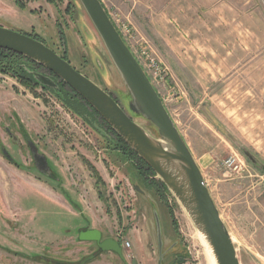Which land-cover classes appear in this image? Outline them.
Returning a JSON list of instances; mask_svg holds the SVG:
<instances>
[{
    "label": "rangeland",
    "instance_id": "rangeland-1",
    "mask_svg": "<svg viewBox=\"0 0 264 264\" xmlns=\"http://www.w3.org/2000/svg\"><path fill=\"white\" fill-rule=\"evenodd\" d=\"M100 1L188 147L209 154L205 181L240 264H264V170L224 133L264 163V0ZM0 25L35 35L158 137L154 125L128 109L126 86L78 0H0ZM38 70L59 79L43 66ZM0 79L37 100L49 131L47 137L26 131L17 116L21 100L0 80V264H157L154 207L162 264L177 258L206 264L188 213L170 190L159 198L127 155L111 149L97 111L85 108L88 115L80 118L49 91L31 90L6 73ZM19 133L48 156L47 173L32 164L24 139L12 141ZM231 157L236 166L227 164ZM9 163L47 183L58 203ZM89 227L101 238H119L122 256L107 250L100 256L94 241H80L79 232ZM78 251L80 258L69 261Z\"/></svg>",
    "mask_w": 264,
    "mask_h": 264
},
{
    "label": "water",
    "instance_id": "water-1",
    "mask_svg": "<svg viewBox=\"0 0 264 264\" xmlns=\"http://www.w3.org/2000/svg\"><path fill=\"white\" fill-rule=\"evenodd\" d=\"M78 1L126 86L129 95L128 109L154 125L158 137L149 134L109 92L77 71L42 41L0 25V48L24 55L67 83L165 183L188 213L194 226L204 235L216 264H240L231 235L204 182L202 171L147 73L121 37L101 1ZM36 76L45 85L55 84L49 76L42 73H37ZM224 133L253 164L264 170V163L244 149L227 129H224ZM29 142L36 147L31 140ZM134 187L140 191L137 185ZM152 214L158 248L157 264H162L161 227L155 207ZM78 238L80 241L97 242L98 251H113L122 256V246L118 240L113 237L101 240V233L96 228L81 230ZM92 256L89 255L86 259Z\"/></svg>",
    "mask_w": 264,
    "mask_h": 264
},
{
    "label": "trees",
    "instance_id": "trees-1",
    "mask_svg": "<svg viewBox=\"0 0 264 264\" xmlns=\"http://www.w3.org/2000/svg\"><path fill=\"white\" fill-rule=\"evenodd\" d=\"M29 35L36 38L35 35ZM38 64L39 63L25 57L24 55L0 48V73L11 75L20 84L31 90H34L36 87H40L43 90L49 91L67 110L71 111L80 118H84L86 114L88 115V113L85 111V108L90 109L94 112V114L96 113L95 109H93L78 93L66 85V83L61 79L52 78L55 84L51 86L43 84L36 76V74L39 73L38 67H42ZM207 117L211 122L216 123L215 119L211 117L209 113H207ZM104 124L107 133H109L105 134V136L108 138L112 137L110 140V142L113 143V146L111 144V149H118L127 155V159L131 160L132 165L135 167V169H137V172L141 175L144 182L149 186V188L152 187L153 191L158 195L159 198H163L166 194L170 193L169 189L161 179L158 178L157 180H154L153 177H150L151 175H156L152 168L149 167L131 147H129V145L118 135L115 130L112 129V127L106 121H104ZM8 159L10 160L9 157ZM10 162L12 161L10 160ZM12 163L17 166V163ZM169 212H172L170 207ZM172 222L174 223L173 220ZM96 256L97 255H93L92 258ZM179 263L180 259L177 258L171 264Z\"/></svg>",
    "mask_w": 264,
    "mask_h": 264
},
{
    "label": "crops",
    "instance_id": "crops-1",
    "mask_svg": "<svg viewBox=\"0 0 264 264\" xmlns=\"http://www.w3.org/2000/svg\"><path fill=\"white\" fill-rule=\"evenodd\" d=\"M1 80V84L4 85L6 88H8L11 92V94L14 96V94L16 93L18 95V100H21L19 104V107L21 108L20 111L17 113V116L20 117V123H23L26 131L30 134H34L35 136H40L42 137L41 134H45V137H47L46 135L49 133L48 131V123L47 121L43 118V116H40L41 114V110H42V107L37 104V100L35 98H33L32 96H29L27 94H21L22 92L19 90L18 93L14 91L13 87H12V84L9 83V82H6L4 79H0ZM48 141V140H47ZM46 141V142H47ZM57 143V142H56ZM190 149V147H189ZM41 151V150H40ZM191 153L193 154L199 168L201 169L202 171V174H203V177L205 176V173H204V170H203V167H205L206 165L208 166V160H210V156L208 153H202V154H199V155H196L191 149H190ZM85 154V153H83ZM87 156H90L88 154H85ZM46 160L48 158L45 157ZM0 160H4L3 157L0 155ZM48 161V160H47ZM78 161V160H77ZM77 161H75V163H77ZM206 163V164H205ZM126 164V163H125ZM204 164V165H203ZM56 165H58L56 163ZM9 166L10 169H14L15 171H17L16 174H18L19 172V176H23L22 177V180H24L25 182H29L31 184H33L36 188L37 186H42V187H46L50 190V194L49 196H46V198L52 202V203H58V201L54 198L55 196L53 195V191L48 187V184L41 181V180H38L35 176L33 175H29V174H26L25 172L23 171H20L19 169H17V167H15L13 164H10L7 165ZM23 174V175H22ZM25 175V177H24ZM205 179V177H204ZM207 183V182H206ZM84 185V184H83ZM63 201V200H62ZM60 204L63 205V202H60ZM89 228H95V227H89ZM88 228V229H89ZM97 229V228H96ZM133 233L132 235L133 236H136L134 232H131ZM85 242V241H84ZM92 242V241H90ZM107 252H111V251H107ZM71 256H74V253L73 252H70ZM105 253V252H104ZM81 253L78 251L76 253V258H73L72 260H69V261H77L78 256H80ZM88 255V254H87ZM100 256H102V254L100 253L99 254ZM89 256V255H88ZM87 257V256H86ZM92 262V261H91ZM89 262V264L91 263ZM88 264V263H86Z\"/></svg>",
    "mask_w": 264,
    "mask_h": 264
},
{
    "label": "flooded vegetation",
    "instance_id": "flooded-vegetation-1",
    "mask_svg": "<svg viewBox=\"0 0 264 264\" xmlns=\"http://www.w3.org/2000/svg\"><path fill=\"white\" fill-rule=\"evenodd\" d=\"M40 73V72H39ZM12 136V141L19 145L21 143V140L24 139V142L26 143L28 149H29V152H30V155H31V161H32V164L41 172H48L49 169L47 167H45V162L47 163V160L46 158L44 157L43 154H41L40 150L38 149V145L35 143V146L36 147H33V145H31V143L29 142V140H26L24 138V136L22 134H18V137H15L13 136V134H11ZM17 136V135H16ZM21 138V140L19 139ZM88 229V228H87ZM85 230V229H84ZM107 238V237H105ZM114 239L118 240L119 244L122 246V242L119 238L117 237H113ZM104 239V238H101V240ZM95 242V241H94ZM96 243V250H98V245H97V242ZM102 251V250H101ZM106 251V250H105ZM104 252V251H102ZM101 253V252H100ZM99 253V254H100ZM124 257V255H123Z\"/></svg>",
    "mask_w": 264,
    "mask_h": 264
},
{
    "label": "bare ground",
    "instance_id": "bare-ground-1",
    "mask_svg": "<svg viewBox=\"0 0 264 264\" xmlns=\"http://www.w3.org/2000/svg\"><path fill=\"white\" fill-rule=\"evenodd\" d=\"M204 178V177H203ZM205 184L207 185L205 179H204ZM195 227V226H194ZM196 228V227H195ZM196 232L198 233L200 243L202 245V248H204V256L206 260V264H216L214 255L212 253L211 247L209 246L208 242L206 241L204 235L196 228Z\"/></svg>",
    "mask_w": 264,
    "mask_h": 264
},
{
    "label": "built area",
    "instance_id": "built-area-1",
    "mask_svg": "<svg viewBox=\"0 0 264 264\" xmlns=\"http://www.w3.org/2000/svg\"><path fill=\"white\" fill-rule=\"evenodd\" d=\"M231 158H232V159H231V160H228V163H227V164H228L229 166H231V165H233V164H234V166H236V163H235V162H236V158H234V157H231ZM127 244H128V243H127Z\"/></svg>",
    "mask_w": 264,
    "mask_h": 264
}]
</instances>
